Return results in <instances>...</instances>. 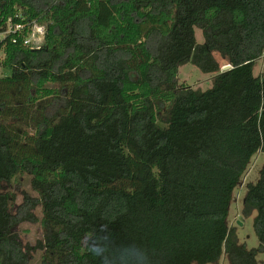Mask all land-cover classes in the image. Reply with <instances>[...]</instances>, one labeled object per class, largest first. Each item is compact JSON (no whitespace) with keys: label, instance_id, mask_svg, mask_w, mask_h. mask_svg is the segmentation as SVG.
Wrapping results in <instances>:
<instances>
[{"label":"trees","instance_id":"16d2710c","mask_svg":"<svg viewBox=\"0 0 264 264\" xmlns=\"http://www.w3.org/2000/svg\"><path fill=\"white\" fill-rule=\"evenodd\" d=\"M34 23L39 50L24 45ZM9 26L25 29L0 41V264H258L264 168L245 199L260 248L227 220L264 153V0H0ZM188 63L211 89L179 86ZM22 174L39 199L16 208ZM38 207L44 241L25 247L16 230Z\"/></svg>","mask_w":264,"mask_h":264},{"label":"rangeland","instance_id":"374dc122","mask_svg":"<svg viewBox=\"0 0 264 264\" xmlns=\"http://www.w3.org/2000/svg\"><path fill=\"white\" fill-rule=\"evenodd\" d=\"M196 31V39L199 44L204 43V37L201 30L198 28ZM4 36H0L3 40ZM46 44V38L44 44ZM3 53L0 54V78L9 76L8 70L1 67L4 60ZM215 59L218 61L222 69L227 66V61L223 59L218 53H214ZM255 77H260L264 74V55L261 59L255 62L254 70ZM216 74H205L194 65L188 63L181 66L178 71V84L180 87H190L193 90L207 91L213 87V82ZM264 168V153L259 152L250 162L246 171L244 172L237 188L235 189L232 201L229 208L228 227L236 232L238 242L241 246L246 247L248 250L259 249L260 241L258 240L253 227L254 219L257 215L253 212L251 215L245 214V199L250 185L256 184L260 179V174ZM32 178L28 175L17 176L10 185L6 187V191L10 192L15 199L16 208L26 203V200L39 199V195L35 192L31 185ZM36 217L34 223H23L16 230L23 245L35 247L40 242L44 241L43 229V210L38 207L32 211ZM258 264H264V252L257 255ZM30 264H42V253L40 251L33 254ZM218 264H229L228 258L225 254L222 255Z\"/></svg>","mask_w":264,"mask_h":264},{"label":"built area","instance_id":"2783aa9c","mask_svg":"<svg viewBox=\"0 0 264 264\" xmlns=\"http://www.w3.org/2000/svg\"><path fill=\"white\" fill-rule=\"evenodd\" d=\"M24 29L25 26H16L15 28L9 26L8 32L5 34H0V36H4L5 38L8 35H10L12 32L16 33L23 31ZM46 37H47L46 26H41L34 23V25L31 28V32L24 39V45L30 48L31 50H39L41 46L44 44ZM0 41H2V39Z\"/></svg>","mask_w":264,"mask_h":264},{"label":"water","instance_id":"95a60500","mask_svg":"<svg viewBox=\"0 0 264 264\" xmlns=\"http://www.w3.org/2000/svg\"><path fill=\"white\" fill-rule=\"evenodd\" d=\"M230 69H232V67H231L230 65H228V66H226V67H224V68L222 69V72L228 71V70H230Z\"/></svg>","mask_w":264,"mask_h":264}]
</instances>
